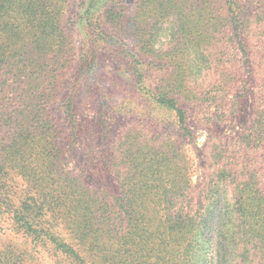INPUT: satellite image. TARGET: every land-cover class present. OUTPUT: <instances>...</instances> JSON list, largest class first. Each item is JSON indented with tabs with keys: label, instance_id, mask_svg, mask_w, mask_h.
<instances>
[{
	"label": "trees",
	"instance_id": "1",
	"mask_svg": "<svg viewBox=\"0 0 264 264\" xmlns=\"http://www.w3.org/2000/svg\"><path fill=\"white\" fill-rule=\"evenodd\" d=\"M89 1L96 8L98 0ZM200 1L213 7V33L200 43L214 52L201 63L216 56L217 72L237 73L222 79L215 113L200 95L185 94L184 79L172 73L159 85L135 81L146 107L139 127L127 129L118 119L136 113L110 109L102 90L84 89L94 80L82 84L79 74L59 112L61 129L49 104L58 100L69 66L57 64L49 99L52 65L30 62V51L43 47V56L63 54L62 44H43L45 33L61 31L60 17L54 26L48 22L54 6L43 0H0V122L6 123L0 126V214L51 247L53 264H264V0ZM97 21L89 23L104 32ZM242 57L251 74L246 83L238 73ZM28 70L35 78L27 84ZM245 102L247 130L233 137L212 130ZM199 129L210 135L207 150L191 157L186 145ZM195 159L203 169L196 186ZM10 175L32 192L18 196V204L5 183ZM24 255L0 252V264H28V257L40 264Z\"/></svg>",
	"mask_w": 264,
	"mask_h": 264
},
{
	"label": "rangeland",
	"instance_id": "2",
	"mask_svg": "<svg viewBox=\"0 0 264 264\" xmlns=\"http://www.w3.org/2000/svg\"><path fill=\"white\" fill-rule=\"evenodd\" d=\"M43 5L42 0H38ZM47 6H54L50 11L48 22L53 26L58 23L60 17V32L45 33L43 44L54 45L60 43L63 54L56 57L49 53L41 55L42 50L30 51L35 56L30 62L52 65L47 75L46 84L48 96L53 94L54 69L57 64L69 66L62 74V87L58 91V100H53L49 107V116L55 125L64 129L63 121L59 112L62 111L66 94L72 88L79 74L83 80L92 78V84L85 86L90 92L101 91L102 102L112 103L111 108H116L118 114L131 110L135 116H124L118 122L127 126L139 127L142 120L145 100H142L135 89V81L147 79L149 85H159L162 80L170 79L172 73L184 79L186 85L185 94L204 98V104L208 112H216V98L224 92L223 78L228 81L236 77L235 69H225L222 74L214 68V57L212 64L201 63L204 56L212 59L210 44L204 46L201 39L208 41L211 30L213 7L204 5L200 0H157L155 3L146 0H98L96 8H91L89 0H43ZM58 18L56 19V14ZM30 13L23 17L26 19ZM101 23L102 30L92 28L89 22L97 20ZM119 23V24H118ZM55 27H52L53 30ZM206 35L202 38L201 33ZM12 33L4 39L5 50L12 41ZM58 36V41L55 37ZM49 37V38H48ZM40 48V47H39ZM3 59L7 63L9 58ZM44 60H43V59ZM26 62V57H23ZM227 61V59H225ZM242 70L238 72L241 80L246 83L251 77L245 68V59L242 57ZM11 66V65H9ZM199 67L201 69L199 70ZM26 69V67H23ZM35 70H28L31 75L30 83L34 78ZM88 71V72H86ZM89 73V74H87ZM94 73V74H92ZM8 77L7 79H9ZM90 81V80H89ZM20 83V82H19ZM22 84V83H20ZM93 85V86H92ZM80 88V87H79ZM83 89V88H82ZM70 94V93H69ZM189 104V103H188ZM141 112V113H139ZM145 113L147 110L144 111ZM249 104L245 102L242 109L235 113L227 124L213 127V131L225 137H233L234 133H242L248 129ZM0 126L6 123L0 122ZM2 131H6L2 128ZM170 132V131H169ZM114 133V132H112ZM4 133L0 136L2 138ZM113 135V134H112ZM210 135L205 130H196L192 138V144L186 145L191 157L198 152L207 150L206 144ZM199 150V151H197ZM66 164L74 168L73 162ZM198 159L193 164V185H198L199 177L203 169ZM5 183L13 194V202L19 203L18 196L28 198L32 192L28 189V183L18 175L5 177ZM45 241L47 239H44ZM0 252H16L17 254H30L38 258L40 264H53L55 260L54 250L44 244H36L29 235L25 233L21 222L10 220L7 216L0 214ZM24 257H26L24 255ZM28 264L36 263L28 257Z\"/></svg>",
	"mask_w": 264,
	"mask_h": 264
}]
</instances>
